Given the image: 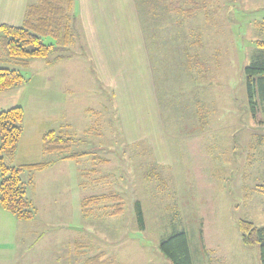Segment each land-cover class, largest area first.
Segmentation results:
<instances>
[{
  "label": "rangeland",
  "instance_id": "rangeland-1",
  "mask_svg": "<svg viewBox=\"0 0 264 264\" xmlns=\"http://www.w3.org/2000/svg\"><path fill=\"white\" fill-rule=\"evenodd\" d=\"M131 1L141 17L152 18L142 19L143 51L156 103L135 100L139 123L126 117L133 104L124 114L104 83L78 8L71 12L74 42L53 66L47 59H31L25 68L1 59L0 67L27 79L0 94V110L24 111L22 137L5 161L54 165L21 173L34 212L22 223L31 234L20 243V232L13 257L0 264H92L100 253L99 264H172L160 242L177 231L187 236L192 264H260L258 245L243 242L239 224L264 226V195L256 189L264 182V103L253 114L244 78L255 41L264 40V0H171V12L166 0ZM133 123L148 125L147 135L130 141ZM155 124L158 134L150 131ZM49 128L67 132L71 151L85 156L64 161L44 153L41 137ZM111 193L121 196L120 213L109 214L112 200L82 209L83 199ZM7 217L0 222L20 226ZM34 231L44 232L41 240Z\"/></svg>",
  "mask_w": 264,
  "mask_h": 264
},
{
  "label": "trees",
  "instance_id": "trees-1",
  "mask_svg": "<svg viewBox=\"0 0 264 264\" xmlns=\"http://www.w3.org/2000/svg\"><path fill=\"white\" fill-rule=\"evenodd\" d=\"M178 1L181 5L184 0ZM190 1L192 0H187V3ZM73 4L74 0H35L29 4L22 24H0V53L24 68L31 59H47V64L61 60L64 57L63 52L74 42V15L71 14ZM45 37L51 38L52 43H45ZM52 55L54 57L50 58ZM244 78L247 97L255 114L259 100L264 103V40L255 41V52L244 67ZM25 82L27 79L19 70L0 67V92ZM23 115L24 111L20 106L0 110V209L8 211L18 220L28 221L33 219L34 212L26 198L20 175L23 171H41L52 162H21L15 165L6 163L5 158L13 160L22 137ZM41 139L42 151L57 152L60 154L59 159H79L85 156V153L71 151L75 141L62 130L49 128L42 134ZM261 140L264 144V139ZM28 184H33V180L29 179ZM256 189L264 195V182L257 184ZM103 200L114 201L110 206V215L121 212L122 199L117 193L87 197L82 200V209L85 211L91 204H98ZM135 213L139 226L143 227L144 217L139 201L135 202ZM239 227L245 244L258 245L260 264H264V226L258 227L252 222L240 221ZM160 248L172 264H192L184 231L173 232L163 239ZM101 254L91 257L92 264H99ZM111 262L109 259L110 264Z\"/></svg>",
  "mask_w": 264,
  "mask_h": 264
},
{
  "label": "crops",
  "instance_id": "crops-1",
  "mask_svg": "<svg viewBox=\"0 0 264 264\" xmlns=\"http://www.w3.org/2000/svg\"><path fill=\"white\" fill-rule=\"evenodd\" d=\"M34 1L0 0V24H22L28 5ZM169 1L171 2V0H166L164 6L167 11L171 12V9L169 10ZM131 4V0H74L73 9L78 8L80 10V17L85 26L86 42L88 43L91 55L101 70L104 83L111 86L117 100L120 99L119 109L122 106L125 114L126 107H131L129 104H133L134 112L131 107V112L126 117L139 123L136 121L137 117L140 116H138L135 100H137V104L143 106V103L151 101L152 97L155 99L152 91L153 85H155L154 77L151 72L148 55L146 51H143V49H146L144 43L146 42L147 34L146 26L142 22V19L144 18L148 21V18L151 20L152 18L148 16V13L144 17H141L137 9L134 11L131 8ZM128 13L130 14L129 16L127 15ZM150 23L152 24L153 21ZM156 23L154 22L152 25L155 26L157 25ZM2 58L8 60L6 55L1 52L0 62ZM54 64L47 65L53 66ZM12 89L1 91L0 94H6V92ZM153 117L156 122L157 115L154 114ZM147 126H139L134 129L135 124L133 123V130H127L128 139L134 141L140 137L141 133L147 135ZM150 131L154 134L159 133L156 124L150 128ZM52 163L43 170L50 169L54 165ZM32 187L35 188L34 183ZM5 212L8 211L0 209V217L10 219L7 216H12L14 218L11 213ZM5 214L8 215L6 216ZM18 221H20L18 222L20 226L17 228L0 222V259H3L5 256L13 257L12 249H14L13 247L15 245L14 238H18L20 232L23 231V238H21L20 243L27 241V238L29 239L28 234H31V231L29 233V229L23 225L24 222L28 221ZM34 232L36 233L34 234V238L41 240L44 232ZM28 243L30 244V240ZM21 256L24 257V254H21Z\"/></svg>",
  "mask_w": 264,
  "mask_h": 264
}]
</instances>
